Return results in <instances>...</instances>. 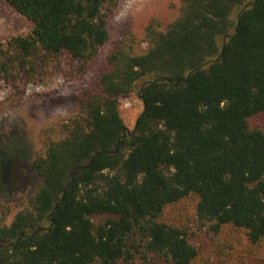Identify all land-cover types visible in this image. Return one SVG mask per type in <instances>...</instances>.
Listing matches in <instances>:
<instances>
[{
	"label": "trees",
	"instance_id": "16d2710c",
	"mask_svg": "<svg viewBox=\"0 0 264 264\" xmlns=\"http://www.w3.org/2000/svg\"><path fill=\"white\" fill-rule=\"evenodd\" d=\"M31 24L0 45V84L66 54L81 70L108 39L116 0H4ZM147 49L118 43L31 167L41 183L9 224L0 264H191L197 248L164 210L196 198L193 217L264 239V0H180ZM137 92L128 130L119 99Z\"/></svg>",
	"mask_w": 264,
	"mask_h": 264
},
{
	"label": "rangeland",
	"instance_id": "374dc122",
	"mask_svg": "<svg viewBox=\"0 0 264 264\" xmlns=\"http://www.w3.org/2000/svg\"><path fill=\"white\" fill-rule=\"evenodd\" d=\"M180 0H116L104 7L109 39L84 70L66 54L52 58L33 76L18 73L10 83L0 84V224H9L22 210L41 179L32 170L33 159L44 152L45 139L58 137L62 120L78 111L77 96L95 87L109 69L107 57L118 43L131 46L135 54L147 49L143 40L147 23L155 20L161 29L177 16ZM123 12V15L121 13ZM31 24L4 0H0V45L25 36ZM142 103L137 92L120 97L119 113L133 128ZM264 130V113L250 119ZM196 198L187 197L164 210L162 220L186 228L197 248L191 264H264V239L251 245L243 230L223 226L219 233L201 227L193 217ZM160 264H166L160 261Z\"/></svg>",
	"mask_w": 264,
	"mask_h": 264
},
{
	"label": "clouds",
	"instance_id": "9594fccd",
	"mask_svg": "<svg viewBox=\"0 0 264 264\" xmlns=\"http://www.w3.org/2000/svg\"><path fill=\"white\" fill-rule=\"evenodd\" d=\"M121 15H123V12L121 13Z\"/></svg>",
	"mask_w": 264,
	"mask_h": 264
}]
</instances>
